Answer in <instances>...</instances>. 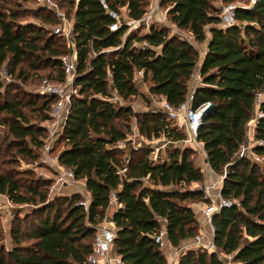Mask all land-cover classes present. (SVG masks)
Masks as SVG:
<instances>
[{"label": "trees", "instance_id": "16d2710c", "mask_svg": "<svg viewBox=\"0 0 264 264\" xmlns=\"http://www.w3.org/2000/svg\"><path fill=\"white\" fill-rule=\"evenodd\" d=\"M55 1L71 19L77 59L76 92L55 142L63 144L57 157L76 180L85 182L89 203L87 208L80 205L79 193L49 196L52 179L37 177L34 170L4 168V157L13 148L27 162L42 156L48 127L38 121L51 118L57 98L28 94L17 83L0 80V125L7 127L0 142V194L13 204L32 207L24 217L13 216L12 246L0 245V264H85L113 196L118 203L111 219L113 251L120 264H169L153 238L164 225L175 248L198 235L191 205L208 204L210 199L203 189L190 187L204 181L194 163L196 151L174 146L187 136L161 110L132 109L130 104L137 98L151 101L138 87L136 71L140 70L149 93L174 107L190 97L193 109L207 103L215 106L200 126L197 141L204 144L213 171L225 175L221 196L233 204L213 217L216 251L188 249L178 264H229L223 254L232 256L233 264H264V164L248 155L238 157L259 104L262 116L257 118L255 141L261 144H255L252 152L264 158V0L252 8H245L251 0H161V6L168 8V21L196 41L206 40V27L211 26L208 52L200 67L202 84L192 96L189 82L199 51L188 40L156 22L148 28L141 24L124 37L128 27L110 31L112 18L100 0H66L74 7L72 13L63 0ZM105 1L112 10L126 7L133 20H142L150 3ZM217 1L238 4L236 25L219 26ZM27 13L43 25L22 22ZM60 22L44 7L31 12L14 0H0V66L8 64V73L22 82L31 71L49 67L46 79L63 83L60 55L64 51L59 40L64 37L51 28ZM133 119L145 140L164 137L170 142L166 158L153 160L150 147L128 153L117 147L133 132Z\"/></svg>", "mask_w": 264, "mask_h": 264}, {"label": "built area", "instance_id": "2783aa9c", "mask_svg": "<svg viewBox=\"0 0 264 264\" xmlns=\"http://www.w3.org/2000/svg\"><path fill=\"white\" fill-rule=\"evenodd\" d=\"M150 1V10L146 13L145 17L142 20H133V19H125L119 11L112 10L109 7V4L105 0H100L102 7L107 11L109 16L112 18V22L109 25L110 31H118L123 26L128 27L124 37L132 30L135 26H140L141 23H146L148 25V21L152 18L155 11H159V0H149ZM35 2L40 6L44 7L46 10L53 12L60 20V24L56 26L54 29V33L58 35H62L67 41L70 49L67 52H64L60 55V60L64 67L65 73V81L63 83H56L50 81L49 79H44L40 89L37 91L40 95H49L55 96L57 98L56 103L53 106V116L54 117H66L68 112L71 98L73 94L76 92V88L74 86V81L77 73V59H76V50L75 44L72 40V31L73 26L72 23L67 19L66 14L62 11L59 4L55 0H35ZM257 4L255 0H251L248 6L245 8H252ZM238 4L236 3H228L222 4L221 10L219 13L221 22L219 24L222 28H229L237 24L236 18V9ZM147 44V43H144ZM96 55V54H95ZM143 77V71H136L137 80ZM192 78L197 79V81L202 82V77L200 73L195 71L192 75ZM202 84V83H201ZM200 85V84H199ZM198 86V85H197ZM196 88V87H195ZM117 99V98H115ZM261 94L258 95V102H260ZM206 106L203 105L199 109H193L190 104V100L186 103H183L179 107H174L169 104L165 99L159 102V107L157 109L164 112L168 118V120H175L178 123L183 121L186 126L189 137L186 141L194 142L197 141L198 130L201 124V113L203 108ZM259 108V104L257 105ZM262 116L259 112V109H256L255 120L258 117ZM64 120L62 127L64 125ZM62 129V128H61ZM61 131V130H60ZM60 131L51 132L50 137L45 141L43 145V153L45 154V163L49 165H55L57 163V155H52L53 145L55 144ZM255 144L260 145V141H255ZM117 147L125 148L126 141H120L117 143ZM250 156L254 161L259 164H264V158L255 154L249 153L248 145H244L238 157ZM125 169L122 170L124 172ZM225 175L222 176V181ZM77 182L73 172L70 169L60 170L54 179V183L49 188V195H61V191L65 186L73 185ZM206 197L210 199V203H206L202 205L201 214L204 223L208 224L211 229V237L210 240H206L203 234H198L194 239L196 241L195 246L197 249L207 250V251H216V246L214 244V227L212 224L213 217L219 213L223 208L232 206V201L224 199L221 194L212 198L211 194L206 190ZM116 201L115 196L112 197V201ZM88 200H82L79 204L88 207ZM165 229H161L158 233H156L153 238L155 242L161 247L165 246ZM115 240V226L101 225L96 232L93 250L91 254L88 256L85 264H120V257L111 256V252L113 250ZM185 248H181L177 250V255L180 256L181 253L186 252Z\"/></svg>", "mask_w": 264, "mask_h": 264}, {"label": "rangeland", "instance_id": "374dc122", "mask_svg": "<svg viewBox=\"0 0 264 264\" xmlns=\"http://www.w3.org/2000/svg\"><path fill=\"white\" fill-rule=\"evenodd\" d=\"M14 1L16 3L22 4V8L26 9L27 11L35 12L40 8V6L35 2V0H27V1L26 0H14ZM63 4H65V7H69V9H71L70 13L73 12L74 7L69 6V4L67 3L66 0H63ZM149 10H150V3L148 6V11ZM167 10H168V8L166 6H161V0H159V11L157 10L154 12L152 18L149 20V23L151 24L152 22L156 21V24L161 25V26H168V25L172 26V24L168 21ZM20 19L22 22H28L29 21V22L36 23L37 25H43L39 19L35 18L30 13L24 14L23 16H21ZM67 19L69 21L71 20L69 18H67ZM56 26L57 25H53V26H51V28L54 30L56 28ZM139 27L140 26H135L132 28V30H136ZM143 31L144 30H141V32H143ZM170 32L172 33L173 30L170 29ZM181 33H182V36L188 35L187 31H182ZM180 38L185 39L184 37H181V36H180ZM59 43L63 44L61 49L64 52H67L70 49V47L68 46V41L65 38H60ZM23 67L27 68V63H25L23 65ZM8 70H9L8 64H4V65L0 66V80H2L5 83H11V82L17 83L20 86V88L23 91H25V93L33 94V95L38 94L37 91L40 89V86H41L43 80L46 79L50 73L49 67H45L40 72L31 71L29 79L26 82H22L19 78H16L15 75L11 76L8 73ZM146 85L149 86V83H146ZM155 105H158L157 97H154L150 101L149 104L145 103V101H143L140 98H137L135 101H133L130 104L131 107L135 106V109H137V110H139V109L141 110L144 107H147V109L142 110V111H147L151 108H156ZM27 111L29 114L31 113L28 109H27ZM30 115L32 117L35 116V114H30ZM63 120H64L63 116H61V117H54L53 116V109L51 111V118L48 121L41 122V121L37 120L38 123L45 124L48 127V136H47L46 140L48 139V137H50L51 132H56V131L61 130ZM170 122H172L175 125H177V123H178L175 120H172ZM181 123L185 127V129L187 130L186 126L184 125V122L181 121ZM135 126H136L135 120L133 119V121H132L133 132L128 136L129 144L125 147V149H127V153L130 150H136V149L143 146V147H150L151 148L152 151L150 153V157L153 160L157 161V160L166 158L167 151L165 150V151L159 152V150H158L159 144L156 141V139L152 140V141H147V140L141 138V136H139L137 134V130H135ZM178 127H180V126H178ZM6 128L7 127L0 125V142L4 138ZM53 146H54V150L52 151V155L56 156V155H58L59 151L63 148V144H54ZM15 151H16V148H13V152H11L8 155L6 154V156L4 157V161L6 163V164H4V168L16 169L20 172H25L27 170H34L35 175L37 177H42V178L50 177L49 175H53V177H56V175H54V173H52L50 167H48V165L45 163V154L43 153V150H42V156L36 162H27L25 159L21 158L20 155L17 154ZM194 157H195V161L197 159H200V153L196 151V154ZM22 177H25L23 179H27L26 177H28V176H22ZM221 182H223L222 176L219 175L214 180L212 189H216L218 186H220ZM53 183H54V180H52V184ZM203 185L207 186L206 178H204L202 185H201V183H194V184H191L190 187H191V189H194V188L195 189H203L205 191L206 187L204 189L202 187ZM75 187L78 191H81V193H79V194L81 195L82 200H84V201L87 200L88 194L84 191L85 188L82 186V184H77ZM72 190H73V187H69L66 189L63 188L61 192L62 193H70ZM205 194H206V191H205ZM49 196H51V195H49ZM214 196H218V193H217V195H213L212 198H215ZM31 210H32L31 206L13 204L12 202H10V200L8 199L7 196L0 194V234L2 235V241L0 242V245H4L7 248H11V246H12L11 231H12V227H13V223H12L13 216L19 215L20 217H24ZM112 210L113 209L110 208L107 211V218L105 219V221H103L100 224V226L101 225L111 226ZM206 234L209 238H211V234H208V233H206ZM166 245H167V243L165 242L164 250H166V248H167ZM221 257L227 259L229 264L232 263V256L223 254V255H221Z\"/></svg>", "mask_w": 264, "mask_h": 264}, {"label": "crops", "instance_id": "0c3cea01", "mask_svg": "<svg viewBox=\"0 0 264 264\" xmlns=\"http://www.w3.org/2000/svg\"><path fill=\"white\" fill-rule=\"evenodd\" d=\"M222 2L221 1H217L216 2V5H218L220 8L222 6ZM120 13L121 15L125 18V19H130L128 17V9L126 7H123L120 9ZM71 22V21H70ZM156 22V21H155ZM141 24H145L146 25V28H148V26L150 25L149 21H148V25L146 23H141ZM166 27H169L170 29L173 30L172 34L173 35H178V37L180 38L181 37H184L186 40H188L190 43H192L194 45V47L199 51V62H198V66L196 68V71L197 73L199 72L200 73V67L202 65V62L208 52V44H209V41L211 39V33H210V29H211V26H207L206 27V33H207V38L206 40L202 41V42H198L195 40V38L192 36L191 33L188 32V35L187 36H182V30L178 29L177 27H175L174 25H168ZM146 29H144L143 32H145ZM175 33V34H174ZM202 82H199L197 81V79L195 78H191V81L189 82V87H190V94L192 96L193 92H194V89L197 85L201 84ZM138 87L141 91V93H143L144 95L150 97V99L152 100L154 97L156 96H153L151 95L148 91V86L146 85V83L143 82L142 78L138 79ZM149 94V95H148ZM164 98L162 97H157V103L158 105H155V107H159V102H161ZM191 99V97H190ZM189 99V100H190ZM132 108L134 109L135 112H140L142 110H145L147 109V107H144L143 109H135V106H132ZM259 108H257L258 110ZM256 123H257V120H255L254 118L248 123V131H247V144L245 145H248L249 147V153L251 154L252 153V148L253 146L255 145V128H256ZM135 130H137V134L139 136L140 133H139V129H138V126H137V122L135 121ZM178 126H180L179 128L181 129V131L187 136V139L189 137V133L188 131L185 129V127L182 125L181 122L177 123ZM141 138L144 139L143 136H141ZM186 139V140H187ZM182 141L180 143H174V146H178V147H181V148H189V149H193L197 152L200 153V159H197L195 161L194 159V163L195 165L200 168L204 174V178H206V182H207V186L203 185L202 187L205 189L206 187V190H208V192L212 195H218L220 194V190L222 189L223 187V182H221L220 186H218L216 189H212L213 187V182L214 180L216 179L217 176H219L218 174H216L213 169L210 167V165L208 164L207 162V154H206V151L204 149V144L202 142H198V141H194V142H188V141ZM156 141L158 142L159 144V147H158V150L159 152H162V151H167V147L170 146V142L167 141L164 137L163 138H160V139H156ZM129 144V141L127 139L126 141V146ZM48 165V167H50L52 173H54V175H57L58 172L60 170H64L65 168L62 167L59 162H58V159H57V163H55V165H49L48 163H46ZM50 178L52 180H54L55 177H53V175H49ZM147 185H149V183L146 181L145 182ZM77 184H82V186L85 188L84 191L88 194L87 190H86V185H85V182L84 181H81V180H77V182L73 185H68V186H65L64 189L66 188H69V187H73V190L70 192V193H62L61 195H72L74 193H81V191H78L76 189V185ZM212 189V190H211ZM217 192V193H216ZM215 197V196H214ZM87 200L89 201V194L87 196ZM206 203H203V202H199V203H195V204H192L191 207L194 209L195 213H196V216H197V220H198V224H199V232L198 234H203L206 238V240H210V238L207 236L206 233L208 234H211V229L209 227L208 224L204 223L203 221V218H202V214H201V208H202V205H204ZM111 208L113 209L112 210V214H111V219H112V216L115 212V210L118 208V203L117 201H112V205H111ZM111 226H114V223L111 222ZM165 225L163 226V229H165ZM212 238V237H211ZM165 242L167 243V248L166 250H164V248H162L166 258H167V261L169 264H178L179 263V257L177 255V250L181 249V248H185V249H194V250H197V247L195 246V239H188V240H185L182 245L179 247V248H175L172 246L171 242L169 241V239L167 238V236H165ZM187 251V250H186ZM111 256L113 257H119L117 255V253L115 251L112 250L111 252Z\"/></svg>", "mask_w": 264, "mask_h": 264}, {"label": "water", "instance_id": "95a60500", "mask_svg": "<svg viewBox=\"0 0 264 264\" xmlns=\"http://www.w3.org/2000/svg\"><path fill=\"white\" fill-rule=\"evenodd\" d=\"M258 1L259 0H255V2H258ZM214 110H215L214 104H212V103H207L206 104V106L203 108L201 116H200V118H201L200 126L203 124L204 119L207 116H209L210 114H212ZM246 144H247V142H246ZM224 179H225V177L223 178V181H224ZM221 192H222V189L220 190V194H221Z\"/></svg>", "mask_w": 264, "mask_h": 264}]
</instances>
